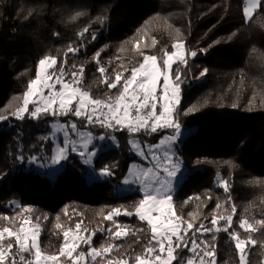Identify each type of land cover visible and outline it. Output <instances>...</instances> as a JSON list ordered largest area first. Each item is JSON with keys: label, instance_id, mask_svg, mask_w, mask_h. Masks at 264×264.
<instances>
[{"label": "trees", "instance_id": "trees-1", "mask_svg": "<svg viewBox=\"0 0 264 264\" xmlns=\"http://www.w3.org/2000/svg\"><path fill=\"white\" fill-rule=\"evenodd\" d=\"M243 6L242 0H0V115L7 117L0 121V217L18 222L20 213L38 223L40 246L50 254L59 251L63 231L77 222L88 234L95 233L91 246H119L110 258L142 252L150 234L137 230L146 229V222L135 215L115 216L116 223L135 235L110 239L107 229L115 230L113 221L103 217L113 208L134 211L142 198L138 192L114 194L130 163L136 161L130 139L155 144L172 130L133 136L125 130L89 125L84 130L115 138L117 145L99 152L92 164L95 172L115 165L114 175L87 185L89 168L71 153L52 179L31 164L32 157L38 158L36 162L51 157L53 123L75 120L82 127L84 121L71 115L32 119L27 113L17 119L13 112L22 106L38 61L45 56L57 58V69L65 59L66 71L73 64L83 65L79 86L103 98L114 96L117 89L109 90L102 82L97 53L99 64L114 79L112 70L142 62L141 52L160 57L182 42L187 66L177 63L172 71L181 73L175 119L186 132L179 143L186 178L172 197L173 211L185 221L211 227L213 215L231 214L234 205L229 231L247 237L249 233L239 228L241 218L264 219V7L245 20ZM78 12L82 15L76 16ZM85 27L89 33L78 36ZM69 45L80 51L68 53ZM198 50L204 64L201 82L195 80L189 57ZM44 136L50 139L41 140ZM221 180L228 182L229 191ZM217 203L222 209L216 210ZM220 224L225 226L224 221ZM5 226L12 225L0 219V228ZM257 228L251 233L256 245L246 249L248 264H264V227ZM215 235V241L211 233L196 238L216 245L217 264H240L228 233ZM88 248L84 244L79 250ZM179 255L185 258L190 253L181 249Z\"/></svg>", "mask_w": 264, "mask_h": 264}, {"label": "snow or ice", "instance_id": "snow-or-ice-1", "mask_svg": "<svg viewBox=\"0 0 264 264\" xmlns=\"http://www.w3.org/2000/svg\"><path fill=\"white\" fill-rule=\"evenodd\" d=\"M242 2H246L243 8L246 19H251L256 10L264 7V0ZM80 15L82 13H76V16ZM75 18L74 16L73 19ZM89 31V28L85 27L78 36L83 37ZM91 38L95 39V36ZM152 43L154 46L156 41L153 40ZM183 48V43L177 42L173 45L174 51L164 50L160 57L141 52L142 62L131 67L121 65L119 71L113 69L114 79L108 75V69L99 64L97 53L95 57L97 71L103 78L102 82L109 90L117 89L114 96L106 94L103 98L93 97L89 91L79 86L84 75L83 65L77 67L73 64L71 70L66 71V59L58 69L56 67L58 61L54 56H45L38 61L36 76L29 82L23 94L22 106L17 108L13 115L17 119H24L25 113L32 119L71 115L76 120L84 121L82 127H79L75 120L51 125L54 129L53 136L56 132L63 133L62 142L52 148L53 154L48 158L52 166L61 165L69 158L70 152L77 153L82 158V163L91 165L97 152L94 146L90 150L94 140L93 133L84 130L89 125L103 129L125 130L133 136L139 133H157L162 129H171L172 134L164 136L157 144H142L138 139L129 141L134 152L148 160L150 166L132 165L129 169V176L132 179L126 177L123 183L139 184L143 197L133 206L134 211L124 209L122 213L121 208H113L103 217L105 220L113 221L115 230L107 229L110 239L135 235L127 226L116 223L115 216L135 215L140 221L146 222V229L137 230L150 234L142 252L110 258L111 253L119 246L111 243L100 248L91 246L95 233L88 234L87 229L82 228V223L77 222L74 228L69 227L63 231V244L59 251L46 253L39 243V224L18 213V222L14 217H0L12 225L0 228V264H88L89 258L92 264H217L216 245L204 239L197 240L196 237L197 234L203 237L211 233L212 240L215 241V233L221 231L228 233L234 242L240 264H248L247 246H255L257 243L251 233L258 230L257 226L264 227V219L250 222L247 218H241L239 228L249 233L247 237L242 238L240 232L229 231L236 212L234 205L231 214L213 215L210 220L211 227H206L203 223L197 226L193 221H185L172 211L171 191L180 171V164L173 159L175 154L171 149L180 136L182 127L175 119L177 105L180 102L181 73L173 72L172 68L178 61L187 66ZM79 51V48L72 45L67 48L68 53L76 54ZM190 55L194 57L197 53L193 51ZM203 74L204 72L201 73ZM29 104L33 105L31 109ZM5 119L6 116L0 115V121ZM73 136L79 138V149L78 141L73 139ZM105 138L104 135L95 137L99 140ZM48 139H50L48 136L41 137V140ZM161 149H164L162 155ZM37 159L32 157L33 162ZM114 167L115 165L104 166L100 169L99 175L104 177L114 175L112 171ZM220 184L225 192L229 191L226 180H221ZM220 209L222 205L217 203L216 210ZM220 221H224L225 226H221ZM82 244L89 245L87 252L79 250ZM181 249H186L190 255L181 258L179 255ZM25 253L28 254L27 257Z\"/></svg>", "mask_w": 264, "mask_h": 264}, {"label": "rangeland", "instance_id": "rangeland-1", "mask_svg": "<svg viewBox=\"0 0 264 264\" xmlns=\"http://www.w3.org/2000/svg\"><path fill=\"white\" fill-rule=\"evenodd\" d=\"M246 6V2H244V6L243 8ZM243 16L245 18V15L243 13ZM245 20H249V19H246ZM175 49H173L172 51H174ZM183 51L185 52L184 48H183ZM200 50H198V52H196L197 54H199ZM185 57H186V54H185ZM191 58V61H192V64H193V73L195 74V80L198 81V82H201L203 77H204V74L201 75V73L203 72V59L200 55H196V56H189ZM177 63H180L179 61ZM176 63V64H177ZM175 65V64H173ZM38 70V69H37ZM163 83V81L161 80V84ZM57 88H59V85H57ZM180 103V102H179ZM179 105V104H178ZM177 105V107H178ZM176 114V112H175ZM57 123V122H55ZM85 131H88V130H85ZM54 132V129L51 127V138H52V141H53V147L58 144V143H61L62 140H63V133L62 132H56L55 135L53 136ZM185 133L183 130L180 131V136L178 137L177 141L172 145V152L175 154L173 156V159L178 161L179 164H180V171L178 172L177 174V179L174 181V186L172 188V191H171V196L173 197V195L176 193L177 189L179 188V186L182 184V182L185 180L186 178V169L183 165V161H182V158H181V154L179 153V143L180 141L184 138L185 136ZM170 135V134H168ZM94 136V140H93V145H90V150H92L93 146L95 147V150L97 152V154L101 151H104L108 148H114L116 147L117 145V141L115 138H105L104 140H99V139H95V137H98V136ZM166 136V135H165ZM73 139H76L78 141L77 143V148L79 149L80 147V144H79V138L76 137V136H73L72 137ZM163 138V137H162ZM161 138V139H162ZM131 139H136V138H131ZM130 139V140H131ZM159 142V141H158ZM158 142H156L155 144H157ZM142 144H147V143H142ZM130 145V143H129ZM163 150L164 149H161L160 150V154L162 155L163 153ZM130 153L132 156H134L136 158V161H133L130 163L129 165V168H128V172L127 174L123 177V179L116 185V187L114 188V194L115 195H121V194H129V193H132V192H138L140 195H142L143 197V192L141 190V187L139 184H124L123 183V180L128 177L130 180L132 179V177L129 176V169L132 165H136L138 167H147V166H150V163L148 160H144L142 157L138 156L134 150L132 149V146L130 145ZM71 154L77 156L80 161L82 162V158L77 154V153H72L70 152ZM53 154V153H52ZM96 157V156H95ZM92 159V163L91 165H86L88 168H89V172H88V175H87V185L90 184V182H104L106 177L104 176H100L99 175V172H95L92 170V164H93V160L94 158ZM31 164L39 171L41 172L43 175H45L46 177L52 179L54 178L58 173L61 172L62 168H63V165H64V161L61 163V165H56V166H52L51 163H50V159L46 160L45 162H33L31 161ZM84 164V163H83ZM173 211V209H172ZM84 245V244H82ZM91 260L89 258V262L88 264H90Z\"/></svg>", "mask_w": 264, "mask_h": 264}]
</instances>
